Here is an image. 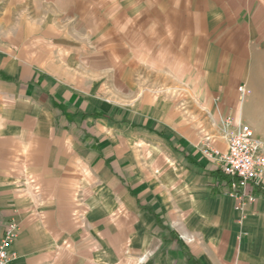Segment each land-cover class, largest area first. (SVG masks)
<instances>
[{
    "label": "crops",
    "instance_id": "obj_1",
    "mask_svg": "<svg viewBox=\"0 0 264 264\" xmlns=\"http://www.w3.org/2000/svg\"><path fill=\"white\" fill-rule=\"evenodd\" d=\"M205 1L0 0L10 264H264V188L243 216L202 151L264 143V0Z\"/></svg>",
    "mask_w": 264,
    "mask_h": 264
},
{
    "label": "built area",
    "instance_id": "obj_2",
    "mask_svg": "<svg viewBox=\"0 0 264 264\" xmlns=\"http://www.w3.org/2000/svg\"><path fill=\"white\" fill-rule=\"evenodd\" d=\"M240 98L250 92L245 84L239 86ZM227 117L226 126L232 124ZM227 149L220 153L209 141H204L202 151L210 160L219 163L226 177L223 189L236 198V209L244 216L245 206L256 200L255 189L264 188V143L255 135L249 124L240 123L235 130L227 131ZM19 227L15 221L7 222L0 238V264H10L17 257L12 249L18 237Z\"/></svg>",
    "mask_w": 264,
    "mask_h": 264
},
{
    "label": "rangeland",
    "instance_id": "obj_3",
    "mask_svg": "<svg viewBox=\"0 0 264 264\" xmlns=\"http://www.w3.org/2000/svg\"><path fill=\"white\" fill-rule=\"evenodd\" d=\"M198 1H202V0H198ZM205 1V0H204ZM207 2H208V0H206L205 2H204V4H205V6H204V10H205V13H208L209 11L210 12H220V14L222 15V17L223 18H228L227 17V14H228V12L230 13V11H231V14H232V11H234V10H236V6H233V7H228L227 5V7L226 6H222V7H219V9L218 8H216V7H213V6H209L208 4H207ZM199 3H201V2H199ZM211 4V3H210ZM239 8V7H238ZM234 17L236 16V15H234V14H232ZM221 17V18H222ZM245 17H244V15H237V19H236V21H234L236 24H241V22H243L245 19H244ZM206 23H207V21H206ZM219 23H221V24H228V23H230V22H228V20L227 21H221V22H219ZM238 90H239V88H238ZM240 92V91H239Z\"/></svg>",
    "mask_w": 264,
    "mask_h": 264
},
{
    "label": "trees",
    "instance_id": "obj_4",
    "mask_svg": "<svg viewBox=\"0 0 264 264\" xmlns=\"http://www.w3.org/2000/svg\"><path fill=\"white\" fill-rule=\"evenodd\" d=\"M220 170H221L220 168L217 169V171H220Z\"/></svg>",
    "mask_w": 264,
    "mask_h": 264
}]
</instances>
